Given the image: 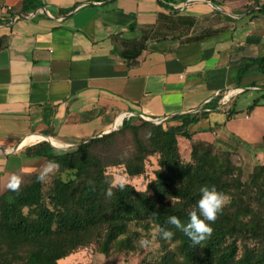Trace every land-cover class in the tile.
<instances>
[{
  "label": "crops",
  "instance_id": "1",
  "mask_svg": "<svg viewBox=\"0 0 264 264\" xmlns=\"http://www.w3.org/2000/svg\"><path fill=\"white\" fill-rule=\"evenodd\" d=\"M25 1L0 0V196L13 176L22 182L46 164L29 146L74 147L121 118L179 125L217 91L264 90V0L249 9L228 0H33L39 7L27 12ZM216 100L206 112L225 110ZM188 130L211 152L263 146L264 101L224 125L209 115Z\"/></svg>",
  "mask_w": 264,
  "mask_h": 264
},
{
  "label": "trees",
  "instance_id": "2",
  "mask_svg": "<svg viewBox=\"0 0 264 264\" xmlns=\"http://www.w3.org/2000/svg\"><path fill=\"white\" fill-rule=\"evenodd\" d=\"M34 2H24L26 12L30 6L39 7ZM256 62L264 73V58ZM262 101L264 91L250 109ZM209 113L184 114L178 117L179 125H166L167 121L135 125L132 119L124 120L118 132L129 129L135 139L134 154L123 163L128 175H142L144 159L154 153L160 154L159 169L147 191L126 184L122 191L113 188L110 198L105 191L111 182L92 148L109 143L118 132L97 136L63 153H55L47 142L27 147L28 156L57 161L60 172L70 171L71 177H55L45 190L47 183L37 182L36 172L28 177V182L20 183L18 192L8 189L1 195L0 264H59L92 243H97L99 252L107 257L133 251L139 231L132 230V225L146 231L158 229L163 255L153 264H264V247L245 245L240 253L239 245L242 238L264 239V162L254 167L248 181H243L231 150L214 155L193 145L192 161L181 158L178 138L190 139L189 126L207 118ZM232 116L229 111L227 119ZM143 130L147 139L142 138ZM202 185H214L230 199L211 225L212 235L193 245L181 230L167 224V219L175 215L186 224L188 214L196 208ZM162 227L173 232L171 239L161 238Z\"/></svg>",
  "mask_w": 264,
  "mask_h": 264
},
{
  "label": "rangeland",
  "instance_id": "3",
  "mask_svg": "<svg viewBox=\"0 0 264 264\" xmlns=\"http://www.w3.org/2000/svg\"><path fill=\"white\" fill-rule=\"evenodd\" d=\"M228 1H233L231 5L237 8L249 9L257 0ZM263 91L264 90L255 91L251 89H246L242 92L236 93L232 97L228 105L223 107V109L225 108V110L215 111L211 114L209 113L212 125H224L225 121L227 120V113L229 111H231L234 116H245V114L248 115L254 109H250V106L254 103L256 99H261ZM257 106H255V108ZM212 111H214V109ZM131 119L133 120V123L135 125H141L143 121L157 124L153 120H145L140 117ZM121 126L122 124L112 132H118ZM206 134L208 137L211 135L210 132H207ZM141 135L144 139L148 138L145 130L141 132ZM178 146L182 160L184 162H191V151L193 146L192 142H189V139L179 137ZM235 146L236 149H234L231 153L233 162L236 164L237 167L241 169L242 180L248 181L251 173L254 170V167L257 164L264 162V158H259L258 154V152L262 150V147H264V145L253 148H249L241 144ZM53 149L55 153H63L65 151H69V149ZM134 149L135 139L133 132L129 129H126L118 132L117 136H115L109 143H100L95 145L92 148V153L105 166L106 175L108 176L111 183L116 182L119 177H124L126 184L133 185L139 191H147L148 184L155 178V173L159 169L160 154L154 153L147 156L144 159L145 172L140 176L131 177L128 175L126 166L123 163L134 154ZM224 151L225 150L220 148L219 150H215L211 153L214 155H220L224 153ZM41 170L42 169L37 172L40 173ZM29 176L25 177V179L21 183L28 182L27 179ZM58 176L64 179H68L69 177H71V172H60V169H58L54 173L50 174L49 179L46 182L47 186L45 190H47L52 184L53 179ZM131 229L134 231H139V239L136 243L137 246L136 249L133 251L116 252L112 253L110 256L107 257L99 252L97 243H92L89 246L79 248L65 259L60 260L59 264H153L155 262H158L163 255V247L159 241L158 229L152 228L149 231H146L135 225H132ZM142 238H146L150 241L148 247L140 246L139 241ZM239 245L240 253H242L245 245H249L250 247L255 248L264 247V239H253L250 237L242 238L239 240ZM171 246H173V244H171Z\"/></svg>",
  "mask_w": 264,
  "mask_h": 264
},
{
  "label": "clouds",
  "instance_id": "4",
  "mask_svg": "<svg viewBox=\"0 0 264 264\" xmlns=\"http://www.w3.org/2000/svg\"><path fill=\"white\" fill-rule=\"evenodd\" d=\"M59 169V163L51 160L46 162L42 167V170L37 176V182L45 183L49 179V175ZM19 177L13 176L9 184L8 189L14 192H18L20 188ZM92 182H90L91 184ZM126 186L124 177H119L116 182L110 183L109 187L105 191L107 197L114 195L113 188H119L123 190ZM200 198L196 202V208L192 210L189 215L188 222L182 223L180 218L172 215L167 219V224L174 226L176 229L181 230L192 242L193 245H199L202 241L209 238L212 235V224L222 214L224 208L229 202L230 197L224 192L218 191L216 187L209 185H202L199 189ZM161 238L168 240L173 236V232L167 228H160ZM141 247H148L150 241L146 238H142L140 241Z\"/></svg>",
  "mask_w": 264,
  "mask_h": 264
},
{
  "label": "built area",
  "instance_id": "5",
  "mask_svg": "<svg viewBox=\"0 0 264 264\" xmlns=\"http://www.w3.org/2000/svg\"><path fill=\"white\" fill-rule=\"evenodd\" d=\"M8 10L10 11L11 8L8 7ZM16 19V18H15ZM239 92H242L241 90L237 89V90H228V91H225V92H222V91H217L213 97V100L210 101L207 105H205L202 109H198L196 110L194 113H199V112H202V111H205V110H208L210 111V109L207 107L209 106L210 104L213 103L214 100L218 99L219 101V104L221 107H225L226 105H228V103L231 101L232 97L236 94V93H239ZM126 117H131L132 115L127 113L125 115ZM142 119H145V120H150V119H147L145 117H141ZM167 119H155L153 120L155 123L157 124H162L163 122H165Z\"/></svg>",
  "mask_w": 264,
  "mask_h": 264
},
{
  "label": "water",
  "instance_id": "6",
  "mask_svg": "<svg viewBox=\"0 0 264 264\" xmlns=\"http://www.w3.org/2000/svg\"><path fill=\"white\" fill-rule=\"evenodd\" d=\"M19 16H21V15H19ZM114 130H116V129H114ZM114 130H112V131H114ZM112 131H110L109 133H111ZM108 133V134H109ZM90 140V139H89ZM88 140H86V141H83L82 143H80L79 145H81V144H83V143H85V142H87ZM79 145H77V146H74V147H70V148H61V147H57V146H55V145H51L53 148H61V149H74V148H76V147H78Z\"/></svg>",
  "mask_w": 264,
  "mask_h": 264
},
{
  "label": "bare ground",
  "instance_id": "7",
  "mask_svg": "<svg viewBox=\"0 0 264 264\" xmlns=\"http://www.w3.org/2000/svg\"><path fill=\"white\" fill-rule=\"evenodd\" d=\"M122 120H123V118L120 119V125H121V123H122Z\"/></svg>",
  "mask_w": 264,
  "mask_h": 264
}]
</instances>
